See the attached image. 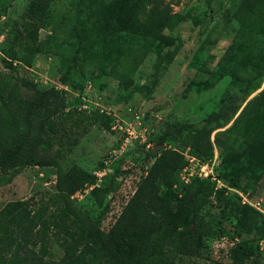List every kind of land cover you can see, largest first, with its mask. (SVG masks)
<instances>
[{
  "label": "rangeland",
  "instance_id": "374dc122",
  "mask_svg": "<svg viewBox=\"0 0 264 264\" xmlns=\"http://www.w3.org/2000/svg\"><path fill=\"white\" fill-rule=\"evenodd\" d=\"M37 1L0 0V71L5 73V64L12 62L39 89H63L67 111L94 121L85 136L69 142L61 166L76 164L94 173L102 161L112 159L104 179L118 185L107 197L111 212L103 227L159 153L170 150L184 162L176 185L207 176L214 183L213 197L199 216L216 235L204 239L200 257H180L176 264H225V254L236 243H255L254 231L264 228V174L248 179L249 161L236 159L245 149L244 123L238 118L264 88V0H139L132 32L123 24L103 23L109 0H83L81 22L76 21L79 0H41L46 1L43 9ZM76 32L84 36L81 43ZM25 42L39 49L27 57L28 64L21 60L27 54ZM223 107L234 110L230 118V110L218 116ZM118 123L140 130L142 139L120 150L119 135L111 129ZM176 124L192 125L191 134L206 140L210 156L186 147V132L157 144ZM235 174L241 176L239 190L228 187ZM54 183V168H25L0 188V209L9 201L32 197L38 202L43 192H54ZM221 187L227 193L219 199L214 191ZM73 202L90 217L99 213L89 193L78 194ZM232 203L248 210L238 211ZM258 237L264 264V233ZM49 252L54 259L62 254L52 241Z\"/></svg>",
  "mask_w": 264,
  "mask_h": 264
},
{
  "label": "trees",
  "instance_id": "16d2710c",
  "mask_svg": "<svg viewBox=\"0 0 264 264\" xmlns=\"http://www.w3.org/2000/svg\"><path fill=\"white\" fill-rule=\"evenodd\" d=\"M82 1L76 5L77 22L82 18ZM109 1V11L101 18L103 23L123 24L124 30L132 32L139 0ZM37 2L40 9L45 7L46 1ZM76 37L79 43L83 41L82 33L76 32ZM25 43L29 55L25 53L21 60L28 64L27 57L39 49ZM5 66L7 71H0V188L28 167L54 168L55 183L54 192H43L38 202L32 197L9 201L0 209V264H176L180 257L202 255L204 239L216 235L199 216L208 198L213 197L214 183H210L209 176L193 179L183 187L176 185L184 166L183 157L176 151L163 150L104 228L103 222L111 212L107 197L115 193L118 183L105 180L104 176L95 185L94 173L76 164L66 169L61 166L70 150L69 142L85 136L94 121L76 110L67 111L63 89H39L31 79L21 77L12 62ZM244 93L247 94L246 89ZM227 110L230 118L234 113L231 107H223L218 116H224ZM238 121L244 123L241 132L245 149L236 160L249 161L248 179L261 177L264 88L242 110ZM191 129L188 124L171 125L158 137L157 144L186 132L185 146L198 151L199 156L206 152L210 156L209 144L200 134H191ZM51 150L53 154L49 153ZM102 168L101 162L97 170ZM240 177L232 175L228 187L239 190ZM89 185H95L88 193L99 209L94 218L73 202L74 194ZM214 192L219 199L227 193L224 187ZM237 199L242 202L241 197ZM232 205L243 213L248 210L245 204ZM247 229L252 231L250 226ZM254 233L263 235L264 228H257ZM258 236L255 243L241 241L230 248L225 264H262ZM51 241L61 250L58 259L49 252Z\"/></svg>",
  "mask_w": 264,
  "mask_h": 264
},
{
  "label": "built area",
  "instance_id": "2783aa9c",
  "mask_svg": "<svg viewBox=\"0 0 264 264\" xmlns=\"http://www.w3.org/2000/svg\"><path fill=\"white\" fill-rule=\"evenodd\" d=\"M111 129L115 130L116 133H118L119 135V141H120L119 149L120 150L122 149V146L125 147L127 144H129V142L135 141L137 139H142L143 137V134L141 133V131L136 130L130 124L118 123L116 125H113ZM113 154L115 155V152ZM111 161L112 159H109V158L105 159L104 161H102L103 168L94 172L97 178L95 185L99 184L101 182V179L106 175V170L109 169L108 167ZM95 185L85 186L82 190H80L79 192H76L73 198L76 197L78 194H81L82 192L88 193Z\"/></svg>",
  "mask_w": 264,
  "mask_h": 264
},
{
  "label": "water",
  "instance_id": "95a60500",
  "mask_svg": "<svg viewBox=\"0 0 264 264\" xmlns=\"http://www.w3.org/2000/svg\"><path fill=\"white\" fill-rule=\"evenodd\" d=\"M163 146L162 145H159V146H156L154 147V152H157L159 149H161Z\"/></svg>",
  "mask_w": 264,
  "mask_h": 264
}]
</instances>
